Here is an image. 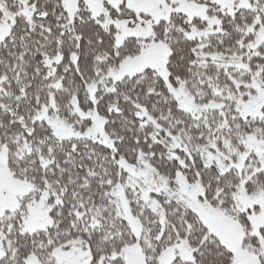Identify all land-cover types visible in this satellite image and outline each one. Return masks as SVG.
Masks as SVG:
<instances>
[{"label": "snow or ice", "instance_id": "obj_1", "mask_svg": "<svg viewBox=\"0 0 264 264\" xmlns=\"http://www.w3.org/2000/svg\"><path fill=\"white\" fill-rule=\"evenodd\" d=\"M0 264H264V0H0Z\"/></svg>", "mask_w": 264, "mask_h": 264}]
</instances>
